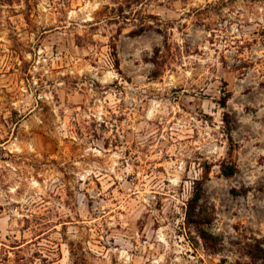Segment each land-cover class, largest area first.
<instances>
[{
    "label": "rangeland",
    "instance_id": "1",
    "mask_svg": "<svg viewBox=\"0 0 264 264\" xmlns=\"http://www.w3.org/2000/svg\"><path fill=\"white\" fill-rule=\"evenodd\" d=\"M0 264H264V0H0Z\"/></svg>",
    "mask_w": 264,
    "mask_h": 264
},
{
    "label": "trees",
    "instance_id": "2",
    "mask_svg": "<svg viewBox=\"0 0 264 264\" xmlns=\"http://www.w3.org/2000/svg\"><path fill=\"white\" fill-rule=\"evenodd\" d=\"M224 124L226 127V134H227V136H228V138L232 144L231 119L227 113L225 114V117H224ZM220 171H221V174L224 175L225 177H230V176L234 175L237 171L236 164L234 162L222 163L220 165ZM202 192H203L202 181L201 180L195 181L194 185H193V191H192L191 197L187 201V208L185 211V217H186L187 223H189V222L194 223L197 230H200L199 225H196V223L198 224L200 222V219H201V217H200L201 212H199L198 207H199V202H200L201 197H202ZM200 236L204 240L208 238L206 236V233L205 234L201 233V230H200Z\"/></svg>",
    "mask_w": 264,
    "mask_h": 264
}]
</instances>
